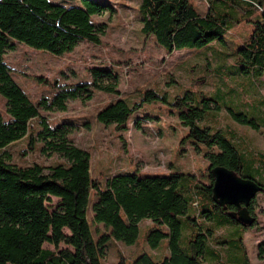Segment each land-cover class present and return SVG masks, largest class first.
<instances>
[{
    "label": "trees",
    "instance_id": "trees-1",
    "mask_svg": "<svg viewBox=\"0 0 264 264\" xmlns=\"http://www.w3.org/2000/svg\"><path fill=\"white\" fill-rule=\"evenodd\" d=\"M247 3L259 9L264 18L262 1ZM115 11L117 8L102 0H78L76 6H65L54 0H0V96L6 99L7 106L6 114L0 113V264H101L106 241L114 238L134 244L143 220L166 226L168 232L152 228L147 237L153 249L168 238L170 256L157 262L150 255L142 254L128 263L121 254L118 264H207L206 235L194 236L190 242L191 255L183 252L179 244L181 216L187 210L183 191L178 188L180 175L121 172L107 178L103 186L101 180L92 177L91 154L68 140L69 132L64 129L67 125L54 128L42 116L44 107L66 112L68 101L83 98L84 94L90 99L92 88L119 93L114 87L101 83L104 79L116 80L114 73L93 68V83L55 84L53 88L60 89L55 99L50 104L49 100L35 104L15 82L14 69L4 60L6 51L15 49L12 39L60 57L73 52L83 41L101 44L107 24L95 23L93 18ZM139 13L142 34L153 37L157 45L170 54L223 41L234 25L244 21H231L225 14L217 16L213 6L207 14L201 15L191 0H141ZM249 13L252 16L253 13ZM252 23L255 27L238 53L242 56L240 62L245 64L244 73L262 78L264 20ZM161 99L156 91L148 90L144 92L142 103ZM204 102V107L195 105L188 94L178 97L174 103L182 124L188 128L187 138L210 150L207 154L209 175L205 176L207 183L203 186L206 202L199 213L207 215V221L218 227L241 224L235 217V207L223 208L213 201L211 171L213 167L223 166L264 188V154L237 147L235 132L229 131L230 136H227L220 130L202 127L200 122L211 108L210 102L214 101L204 99ZM141 107V104L130 106L125 99H118L101 110L97 119L105 125H114L118 131H127L130 118ZM230 113L235 121L260 128L255 119L241 112ZM133 126L143 129L141 120L135 121ZM23 138L29 139L28 150L36 151L40 139L44 145L38 149L53 151L64 162L49 167L13 163L4 149ZM94 199V219L104 223L110 232L99 241L95 240L88 219L89 205ZM255 203L254 200L250 207L251 214Z\"/></svg>",
    "mask_w": 264,
    "mask_h": 264
},
{
    "label": "rangeland",
    "instance_id": "rangeland-1",
    "mask_svg": "<svg viewBox=\"0 0 264 264\" xmlns=\"http://www.w3.org/2000/svg\"><path fill=\"white\" fill-rule=\"evenodd\" d=\"M54 1L65 6H76L78 2ZM102 1L113 5L117 11L93 18L95 23L107 24L101 44L83 41L73 52L60 57L12 39L15 49L6 51L4 60L14 69L13 79L35 104L43 100H49L50 104L60 91L53 85L93 83L91 69L111 70L116 80L104 79L101 83L114 87L119 93L92 88L90 99L84 94L83 98L68 101L66 112L44 107L42 116L54 128L67 125L64 129L69 132L68 140L91 154L92 177L101 180L103 186L107 178L121 172L180 175L178 188L182 189L187 202L186 213L181 216L179 240L183 252L191 255L190 242L197 233H202L206 235L207 264H264V193H259L255 199L251 215L256 223L252 227L231 223L218 227L207 221V215H200L206 202L203 186L207 183L205 176L209 175L207 154L210 150L187 138L188 128L182 124L178 107L174 106L178 97L188 94L193 104L202 107L206 104L204 99L213 100L200 125L220 130L227 136H230L229 131L235 132L237 147L264 154V76L245 74L242 70L245 64L240 62L242 56L238 53L255 27L252 22L264 20L262 13L250 7L247 3L250 0H191L201 15L207 14L213 6L217 16L225 14L231 21H244L234 25L223 41L170 54L159 47L153 37L142 34L141 0ZM257 1L264 5V0ZM148 90L156 91L162 99L142 103L144 92ZM118 99H125L130 106L142 105L130 118L127 131H118L114 125H105L97 119L101 110ZM6 109V99L0 96V113L6 114ZM230 111L255 119L260 128L235 121ZM137 120L142 121V130L133 126ZM38 140L40 144L34 152L28 150V138L8 146L4 152L21 166L38 163L49 167L64 162L59 154L38 149L44 145ZM95 201L89 205L88 219L95 240L99 241L110 232L104 223L94 219ZM157 227L168 232L166 226L143 220L134 244L108 239L101 264H118L121 254L128 263L142 254L150 255L157 262L169 257L168 238L156 249L148 241L150 230ZM223 241L229 244H220Z\"/></svg>",
    "mask_w": 264,
    "mask_h": 264
},
{
    "label": "water",
    "instance_id": "water-1",
    "mask_svg": "<svg viewBox=\"0 0 264 264\" xmlns=\"http://www.w3.org/2000/svg\"><path fill=\"white\" fill-rule=\"evenodd\" d=\"M211 174L214 177L212 192L215 204L223 208L235 207L237 209L235 217L241 225L254 226L256 218L251 215L250 207L257 195L264 193V188L257 182L244 179L223 166L213 167Z\"/></svg>",
    "mask_w": 264,
    "mask_h": 264
},
{
    "label": "flooded vegetation",
    "instance_id": "flooded-vegetation-1",
    "mask_svg": "<svg viewBox=\"0 0 264 264\" xmlns=\"http://www.w3.org/2000/svg\"><path fill=\"white\" fill-rule=\"evenodd\" d=\"M228 207V206H227ZM236 212H237V209H236Z\"/></svg>",
    "mask_w": 264,
    "mask_h": 264
}]
</instances>
